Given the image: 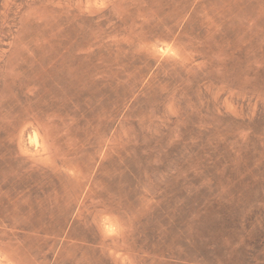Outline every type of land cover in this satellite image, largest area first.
<instances>
[{
    "label": "rangeland",
    "instance_id": "obj_1",
    "mask_svg": "<svg viewBox=\"0 0 264 264\" xmlns=\"http://www.w3.org/2000/svg\"><path fill=\"white\" fill-rule=\"evenodd\" d=\"M0 264H264V0H0Z\"/></svg>",
    "mask_w": 264,
    "mask_h": 264
}]
</instances>
